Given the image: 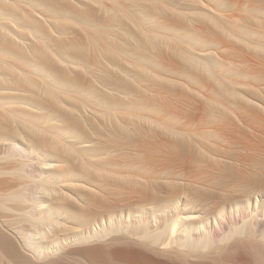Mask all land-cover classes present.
Segmentation results:
<instances>
[{
	"label": "rangeland",
	"instance_id": "1",
	"mask_svg": "<svg viewBox=\"0 0 264 264\" xmlns=\"http://www.w3.org/2000/svg\"><path fill=\"white\" fill-rule=\"evenodd\" d=\"M0 6V49L13 52L0 50L9 102H0V228L11 243L23 244L24 212L46 194L34 181L51 171L57 186L45 201L61 221L48 243L141 211L163 215L176 199L214 210L264 186V0ZM78 248L67 246L58 264H83Z\"/></svg>",
	"mask_w": 264,
	"mask_h": 264
},
{
	"label": "bare ground",
	"instance_id": "2",
	"mask_svg": "<svg viewBox=\"0 0 264 264\" xmlns=\"http://www.w3.org/2000/svg\"><path fill=\"white\" fill-rule=\"evenodd\" d=\"M43 7L52 14L53 19L56 20L60 16L51 5L43 3ZM10 9H4L5 11L2 9L1 13L6 16L10 13L15 14L14 8L12 12ZM17 19L19 21L17 23H23L19 16ZM34 27L32 31L39 34L38 28ZM0 50H3L4 54H13L8 49ZM16 57L35 71L40 70V73L50 80L54 79L48 70L42 71L36 60L24 59L18 53ZM1 67L3 65L0 64ZM6 99L7 96L0 94L1 104L7 108L9 102ZM11 104L15 105V102ZM68 116L66 120L73 123ZM5 137L1 134L0 140L3 141ZM13 146L18 148L19 153L25 150L19 143ZM23 153L25 154V151ZM48 173L43 174L47 175L46 177L34 181V183L40 181L38 183L40 188L35 186L41 192L42 189L45 190V196H50V193L54 192L57 185H54L55 188L51 185L58 180V177L54 179L51 176L52 171L51 174ZM243 191L246 193L241 199L218 204L214 210H211L207 200L176 199L168 208V212L163 210V215H158L160 211L157 210L159 211L157 214L156 209L152 208L149 216L144 215L145 211H141L134 215L135 220L132 222L122 223L109 219L98 229L77 232L71 240L57 237L53 239L54 243L45 242L44 238H53L56 235L55 228L60 225L61 220L56 219L53 211L56 204L51 207V204L50 206L46 203L45 196L36 195L37 197L32 198L34 204L30 200L32 207L24 212L28 216L27 220L30 219L31 228L28 227L27 231L21 232L22 245L11 243V237L0 228V260L3 264H19L21 260H30L33 264H58L64 260L63 255L67 252L65 250L67 246L79 244L78 251L89 258L83 259V264H264V186L250 187ZM120 231L124 233L114 234Z\"/></svg>",
	"mask_w": 264,
	"mask_h": 264
}]
</instances>
